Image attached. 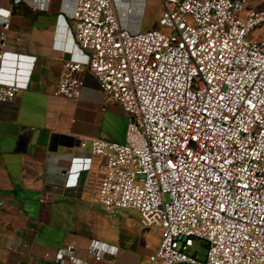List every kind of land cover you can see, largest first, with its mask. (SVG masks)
Masks as SVG:
<instances>
[{
  "label": "built area",
  "instance_id": "1",
  "mask_svg": "<svg viewBox=\"0 0 264 264\" xmlns=\"http://www.w3.org/2000/svg\"><path fill=\"white\" fill-rule=\"evenodd\" d=\"M157 1L159 28L134 31L114 0H75V42L54 46L68 57L53 96L78 101L91 72L103 110L126 114L124 143H91L105 160L98 202L159 231L150 264H264V9L254 0ZM10 13L0 9L1 102L28 89L37 62L8 49ZM87 253L116 256L96 245ZM55 261L88 264L74 244Z\"/></svg>",
  "mask_w": 264,
  "mask_h": 264
},
{
  "label": "crops",
  "instance_id": "2",
  "mask_svg": "<svg viewBox=\"0 0 264 264\" xmlns=\"http://www.w3.org/2000/svg\"><path fill=\"white\" fill-rule=\"evenodd\" d=\"M40 1L45 3L0 0V9L11 12L8 49L37 58L28 89L14 101H0V264H57L58 252L70 244L88 264H141L159 241L145 251L103 235L98 193L105 160L92 156L91 143L94 138L115 141L105 129L96 77L91 72L81 75L84 88L78 101L53 96L68 57L54 46L75 42V0ZM114 2L122 25L134 31L148 29L149 7H158V19L162 12L157 0ZM128 9L132 14L124 17ZM108 108L125 119L127 131L123 110L118 105ZM53 134L65 138L56 151L49 150ZM123 212H132L134 228L142 229L137 213ZM118 225L132 233L127 222ZM91 245L115 248L116 256L112 262H96L87 253Z\"/></svg>",
  "mask_w": 264,
  "mask_h": 264
},
{
  "label": "rangeland",
  "instance_id": "3",
  "mask_svg": "<svg viewBox=\"0 0 264 264\" xmlns=\"http://www.w3.org/2000/svg\"><path fill=\"white\" fill-rule=\"evenodd\" d=\"M159 2V1H158ZM157 2V3H158ZM253 6L258 9H264V0H254ZM147 20H148V29L143 31H148L154 29L157 24L158 19V7L151 6L148 8ZM159 28V27H158ZM261 33H264V28L261 29ZM106 114L105 118V129L110 134V139L117 143H122V136L126 134V121L122 116L113 115L110 112V108L104 110ZM98 212L102 215V222L105 226L103 235L106 238H119L122 242L129 245L130 247L140 248L142 247L145 251L155 249L159 241V231L155 229H135L134 224H136V219L132 212H123L120 216L111 217L105 214L101 208L98 207ZM127 222L132 233H124L119 227L118 223ZM192 251L196 252L200 259H204L206 254V249L204 243L201 241H195ZM191 251V252H192ZM151 253V252H150ZM149 253V254H150ZM141 264H149V260L145 257L142 260Z\"/></svg>",
  "mask_w": 264,
  "mask_h": 264
},
{
  "label": "water",
  "instance_id": "4",
  "mask_svg": "<svg viewBox=\"0 0 264 264\" xmlns=\"http://www.w3.org/2000/svg\"><path fill=\"white\" fill-rule=\"evenodd\" d=\"M63 140H65L64 137L53 134L51 136L50 144H49V150L50 151H56L59 145H63Z\"/></svg>",
  "mask_w": 264,
  "mask_h": 264
}]
</instances>
